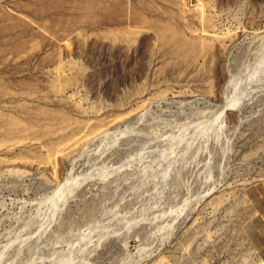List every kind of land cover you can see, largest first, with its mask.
<instances>
[{"label": "rangeland", "instance_id": "obj_1", "mask_svg": "<svg viewBox=\"0 0 264 264\" xmlns=\"http://www.w3.org/2000/svg\"><path fill=\"white\" fill-rule=\"evenodd\" d=\"M168 28L207 57L174 68ZM0 82L112 123L0 155V264H264V0H0Z\"/></svg>", "mask_w": 264, "mask_h": 264}, {"label": "bare ground", "instance_id": "obj_2", "mask_svg": "<svg viewBox=\"0 0 264 264\" xmlns=\"http://www.w3.org/2000/svg\"><path fill=\"white\" fill-rule=\"evenodd\" d=\"M179 16L181 17L182 15ZM181 33L174 30L171 31L169 28L168 30L164 29L161 36H168L171 42L169 45H163L162 50L169 52L174 61V68L178 70H183L188 65L197 67L198 61L207 57V49L209 48L203 42L201 43L199 41L200 38L198 39L197 36L192 34L190 38H183V34ZM15 47L18 48L17 45ZM9 48L5 50H9ZM20 49L24 51L28 50L27 46L25 50L24 44L23 48L21 47ZM20 49L17 52L13 49L15 54L12 53L14 56L11 55V57L14 62H16L15 59L21 53ZM28 53L30 52L28 51ZM34 54L30 59H32ZM5 57L3 56V61L1 62L4 67L18 63L13 64L12 58ZM22 58H26V55ZM27 61L25 62L27 63ZM14 84L13 86L15 87ZM4 85L0 82V155H11L15 150H21L20 152L24 154L20 162L23 168H33L35 165L36 168L54 169L56 165L55 156L59 155L63 161L69 159L73 154L76 155L78 150L82 148V144L92 138L96 132H101V130L109 128L112 124L105 120L95 124L78 120L79 112L76 110L77 108L72 110L74 113L73 118L65 117L61 111H54L53 109L60 105V101L53 100L51 97L57 98L62 92H58L52 87L41 89L37 85L21 84L22 90L20 96L23 98L17 99V94L12 95ZM16 99L17 101H14ZM226 112V106L220 109L221 115ZM40 151H45L48 158L38 160L37 163L32 162L33 160L29 161L31 152L36 153ZM214 200L216 199H212L210 202Z\"/></svg>", "mask_w": 264, "mask_h": 264}]
</instances>
